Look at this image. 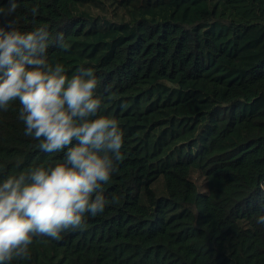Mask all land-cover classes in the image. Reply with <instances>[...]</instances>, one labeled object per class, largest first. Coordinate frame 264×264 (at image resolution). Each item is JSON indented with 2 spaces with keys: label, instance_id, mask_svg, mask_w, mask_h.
Listing matches in <instances>:
<instances>
[{
  "label": "trees",
  "instance_id": "16d2710c",
  "mask_svg": "<svg viewBox=\"0 0 264 264\" xmlns=\"http://www.w3.org/2000/svg\"><path fill=\"white\" fill-rule=\"evenodd\" d=\"M16 2L19 30L63 33L49 62L94 70L124 143L105 211L12 264H264V0ZM19 108L0 111V181L63 162Z\"/></svg>",
  "mask_w": 264,
  "mask_h": 264
},
{
  "label": "clouds",
  "instance_id": "9594fccd",
  "mask_svg": "<svg viewBox=\"0 0 264 264\" xmlns=\"http://www.w3.org/2000/svg\"><path fill=\"white\" fill-rule=\"evenodd\" d=\"M17 7L16 0L0 7V19L8 20L0 26V111L19 101L25 135L64 158L0 181V264L28 260L34 238L58 241L64 232L83 230L86 217L102 214L109 204L102 186L117 171L124 143L119 121L99 114L94 70L80 67L69 78L63 64L49 62V47H69L63 33L53 38L46 26L19 30L10 19ZM257 222L264 224V215Z\"/></svg>",
  "mask_w": 264,
  "mask_h": 264
}]
</instances>
